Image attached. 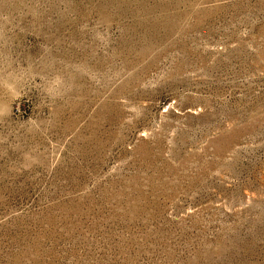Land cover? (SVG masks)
Here are the masks:
<instances>
[{
    "label": "rangeland",
    "instance_id": "rangeland-1",
    "mask_svg": "<svg viewBox=\"0 0 264 264\" xmlns=\"http://www.w3.org/2000/svg\"><path fill=\"white\" fill-rule=\"evenodd\" d=\"M0 264H264V0H0Z\"/></svg>",
    "mask_w": 264,
    "mask_h": 264
}]
</instances>
